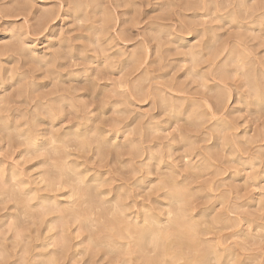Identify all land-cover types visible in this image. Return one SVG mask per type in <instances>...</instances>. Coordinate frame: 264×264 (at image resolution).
Listing matches in <instances>:
<instances>
[{
  "label": "clouds",
  "instance_id": "clouds-1",
  "mask_svg": "<svg viewBox=\"0 0 264 264\" xmlns=\"http://www.w3.org/2000/svg\"><path fill=\"white\" fill-rule=\"evenodd\" d=\"M0 264H264V0H0Z\"/></svg>",
  "mask_w": 264,
  "mask_h": 264
}]
</instances>
